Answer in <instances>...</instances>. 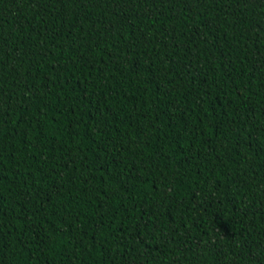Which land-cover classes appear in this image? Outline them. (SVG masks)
Here are the masks:
<instances>
[{
    "label": "trees",
    "instance_id": "16d2710c",
    "mask_svg": "<svg viewBox=\"0 0 264 264\" xmlns=\"http://www.w3.org/2000/svg\"><path fill=\"white\" fill-rule=\"evenodd\" d=\"M0 264H264V0H0Z\"/></svg>",
    "mask_w": 264,
    "mask_h": 264
}]
</instances>
